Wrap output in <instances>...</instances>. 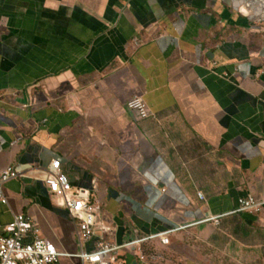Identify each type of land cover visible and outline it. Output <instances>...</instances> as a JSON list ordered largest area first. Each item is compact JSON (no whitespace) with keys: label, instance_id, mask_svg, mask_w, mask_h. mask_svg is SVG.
I'll list each match as a JSON object with an SVG mask.
<instances>
[{"label":"crops","instance_id":"obj_1","mask_svg":"<svg viewBox=\"0 0 264 264\" xmlns=\"http://www.w3.org/2000/svg\"><path fill=\"white\" fill-rule=\"evenodd\" d=\"M56 161L97 242L170 237L116 264H264V207L237 211L264 202V0H0V172H23L0 224L26 213L84 264Z\"/></svg>","mask_w":264,"mask_h":264},{"label":"built area","instance_id":"obj_2","mask_svg":"<svg viewBox=\"0 0 264 264\" xmlns=\"http://www.w3.org/2000/svg\"><path fill=\"white\" fill-rule=\"evenodd\" d=\"M127 107L141 118H148L150 115L147 103L141 96H134L130 99ZM49 171L52 173V178L49 180L50 190L55 194L56 202L59 206L69 209L71 220L77 226L76 236L80 244L78 256L84 264H115L120 252L131 247H135L133 252L137 253V257L139 255L142 261H146L147 258L142 248L144 241L157 239L164 245L170 244V237L167 234L130 240L123 244H113L104 239L97 242L99 238L95 231V205L90 203L88 198L72 193L69 176L62 170L59 161L53 162ZM22 176V171L12 167L0 172V203L7 204L8 202L3 193V184ZM198 196L204 200L202 193L199 192ZM238 204L237 211L249 213H258L264 207V202L255 199L252 195L239 199ZM217 219L218 217L206 215L203 221L215 222ZM100 232L103 237L107 233L112 235L113 228H103ZM84 242L93 243V248L91 250L82 248ZM60 256L61 253L56 246L42 235L40 227L26 213H19L9 223L0 224V264H57Z\"/></svg>","mask_w":264,"mask_h":264},{"label":"water","instance_id":"obj_3","mask_svg":"<svg viewBox=\"0 0 264 264\" xmlns=\"http://www.w3.org/2000/svg\"><path fill=\"white\" fill-rule=\"evenodd\" d=\"M117 232V231H116ZM131 240V239H130ZM128 254H132V250L131 251H129V253Z\"/></svg>","mask_w":264,"mask_h":264},{"label":"rangeland","instance_id":"obj_4","mask_svg":"<svg viewBox=\"0 0 264 264\" xmlns=\"http://www.w3.org/2000/svg\"><path fill=\"white\" fill-rule=\"evenodd\" d=\"M121 253L123 254V253H124V250H122ZM115 264H116V263H115Z\"/></svg>","mask_w":264,"mask_h":264}]
</instances>
